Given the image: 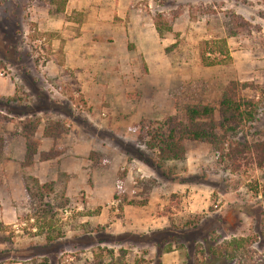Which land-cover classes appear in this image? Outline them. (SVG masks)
Returning <instances> with one entry per match:
<instances>
[{
	"label": "rangeland",
	"instance_id": "374dc122",
	"mask_svg": "<svg viewBox=\"0 0 264 264\" xmlns=\"http://www.w3.org/2000/svg\"><path fill=\"white\" fill-rule=\"evenodd\" d=\"M91 5L59 12L51 0H0L4 143L22 120L38 121L41 133L56 121L50 152H65L79 136L77 157L88 159L81 170L87 184L76 183L71 199L63 196L69 175L59 174L50 221L33 214L42 206L35 201L11 202L18 226L0 223V264H89L102 248L113 250L112 259L103 253L102 264H201V250L239 237L248 238L250 255L264 256V155L247 146L264 133V0H130L123 18L110 3L100 14ZM116 26H130L127 39L114 36ZM222 39L230 58L204 65L201 53L220 57ZM147 40L151 48L137 51ZM79 49L84 66L74 63ZM231 80L253 84L241 93L257 99L259 109L226 149L230 155L219 163L208 143L188 141L183 159L159 167L134 125L174 115L177 103L217 105ZM10 166L13 180L2 186L8 195L30 171ZM118 175L119 198L105 204V222L97 223L102 206L89 205L83 187L112 189L113 196ZM46 232L56 239L28 241Z\"/></svg>",
	"mask_w": 264,
	"mask_h": 264
},
{
	"label": "trees",
	"instance_id": "16d2710c",
	"mask_svg": "<svg viewBox=\"0 0 264 264\" xmlns=\"http://www.w3.org/2000/svg\"><path fill=\"white\" fill-rule=\"evenodd\" d=\"M52 3L58 4V11L63 12L67 0H51ZM157 31L159 28L156 27ZM233 35V34H232ZM221 49L219 50L220 57H210L208 51H203L200 59L206 66L221 64L225 59L230 58L226 41L221 40ZM214 51V50H212ZM250 82H240L238 80H231L226 87L221 91L217 105L208 103H185L183 107L177 106V113L168 115L161 120H151L147 117L134 125L137 132L138 141L149 150L153 151L155 155L156 164L161 167L168 161H177L184 158L185 143L188 141L208 143L215 155V159L222 163L227 156L230 155L229 149L234 143V137L246 125L252 123L259 109V102L255 98L242 96V89L252 86ZM177 102V101H176ZM38 126V121L22 120L17 129V134L24 137L25 143V159L21 164L29 167L33 164L35 156L39 160H47L53 158L59 153H52L49 151H38L39 141L35 138L34 132ZM59 123L50 121L42 130V136L55 137L53 130H57ZM262 139L247 144L248 149L259 151L264 155V133L261 134ZM52 138V139H53ZM241 146V145H238ZM4 150V137L0 135V154ZM92 161V158L89 157ZM262 162L261 160L257 163ZM30 180L33 184L28 183ZM123 183V176L118 175L116 190L113 194L115 199L119 198V189ZM23 187L27 195V200L30 203L40 204L34 210V215L39 213L41 219L50 221V212L53 208L54 199V182L47 181L40 183L37 178L26 175L23 179ZM53 193V194H52ZM54 197V198H52ZM63 198V196H62ZM60 199V197H59ZM65 199V198H63ZM62 204L56 205L57 207ZM45 239L51 242L56 237L46 232ZM249 246L248 238L239 237L232 238L223 243H217L207 247L206 252L201 250V256L205 255L201 264H227L230 261H235L240 264H264V256L254 257L249 254L247 247ZM112 259L113 250L109 248H102L99 252H93L92 262L89 264H102L103 253ZM205 253V254H203ZM38 264H49L47 260L39 261ZM110 264V263H109ZM112 264V263H111Z\"/></svg>",
	"mask_w": 264,
	"mask_h": 264
},
{
	"label": "crops",
	"instance_id": "0c3cea01",
	"mask_svg": "<svg viewBox=\"0 0 264 264\" xmlns=\"http://www.w3.org/2000/svg\"><path fill=\"white\" fill-rule=\"evenodd\" d=\"M129 1L130 0H67L65 11H67L69 7L78 8V7H81L82 3H91L92 4L91 8L94 10L93 13L100 14L101 13L100 11H105V8H107L106 6L110 3L112 5V8H115L117 15L123 18L127 12ZM130 32H131L130 26H127V27L116 26V28L113 29L114 36H117V38L120 40L122 39L119 36L122 35L124 36L122 37L123 39H127L126 36ZM114 41H117V39L114 38ZM143 45L145 47L144 48L137 47V51L143 50L147 52L151 48L149 40L145 41ZM82 52H83L82 49L75 50V55L77 58L74 57V60H75L74 63L76 65L84 66L85 63H87L88 61L87 57H85V55L82 54ZM145 61H146V64L150 67V60L146 57V54H145ZM7 83L8 82L6 81L5 78H0V95H7V92H8L7 86H6ZM5 112L8 113L7 111ZM8 115L12 116L13 114L10 113ZM19 119H22V117H20ZM10 124H13V123L12 122L6 123L5 130L11 131L12 126H9ZM75 129L76 128H73L72 130L75 131ZM2 131L3 130L0 129V133H2ZM70 133L69 135H67L68 138L71 137ZM34 136L39 141L38 151H48L49 148L52 146L53 139L49 137H43L41 130H40V126L36 128L34 132ZM70 141H71L70 147H67V150L65 152L53 158L47 159V160H39L35 158L33 164L28 167L30 168L29 175L37 178L40 183L47 182V181H53L54 190L56 189L55 187H56V182H57V178L59 174L65 173L67 176L69 175L68 181L65 183V188L63 191V196L68 199L69 198L71 199L72 196L75 195L74 187L75 185L78 184V182L80 183V185L82 181L84 182V184H87L86 178L81 175V172H82L81 170H82V165L86 166L88 162L87 158L77 157L81 155L79 154L80 151L78 149V145H81V142H82L81 138L79 136H76L73 139L71 138ZM78 141L79 143H77ZM73 143L75 144V146H73ZM4 144L5 146H4V150L2 153L3 158H0V223H2L3 225L11 226V227H15V226L17 227L18 226L16 222L17 216H18L17 209L13 205L11 207V202L12 201L13 202L24 201L26 200L27 195L24 190L21 179H20V182L15 181L16 189L14 188V190L12 191V189L9 188V191H10L9 195L6 193V189H4V187L5 188L8 187L10 185L9 183L13 180L10 174L13 173L12 171L14 170L10 168L11 167L10 165L12 163L21 164V162L25 158L24 137L16 134L15 136L11 137L10 140H8L7 142L5 141ZM84 154L86 155L87 152ZM3 185L4 187L2 188ZM83 189H85L86 196H89V199H90L88 202L89 205L94 204V205L102 206L100 213L97 216H95V218L93 219H95L97 223L103 224L105 222V207H106L105 204L113 203V201L115 200L112 196V189L109 192H106L107 194H105L104 190L98 187L87 189L84 186ZM77 206H78L76 208L77 210L82 209L83 207L82 203H80ZM85 221H87V218H84V220H81V222L83 223ZM34 231L35 229H32V232ZM14 232L18 233L16 229ZM24 236L27 237V234H25ZM28 238H29L28 241H33V243L45 242L44 241L45 236L41 237L38 234H35V235L31 234V236ZM23 239H26V238L23 237ZM2 249H5V248H0V250ZM70 259L72 260V257H70ZM27 260L29 259H18L10 263L3 262L1 264H25L24 262ZM69 264H77V263L70 262Z\"/></svg>",
	"mask_w": 264,
	"mask_h": 264
}]
</instances>
